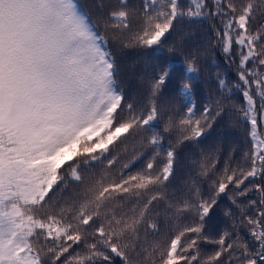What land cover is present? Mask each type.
<instances>
[{"label":"snow or ice","instance_id":"obj_1","mask_svg":"<svg viewBox=\"0 0 264 264\" xmlns=\"http://www.w3.org/2000/svg\"><path fill=\"white\" fill-rule=\"evenodd\" d=\"M96 7L103 31L78 0H0V264H264V0ZM196 20L209 23L231 83L216 73L219 95L198 109L192 55L172 90L182 111L163 91L171 65L126 93L109 34L155 54ZM226 108L247 125L244 147L219 171L202 156L179 178L180 146ZM229 193L230 222L216 231L212 213Z\"/></svg>","mask_w":264,"mask_h":264},{"label":"trees","instance_id":"obj_2","mask_svg":"<svg viewBox=\"0 0 264 264\" xmlns=\"http://www.w3.org/2000/svg\"><path fill=\"white\" fill-rule=\"evenodd\" d=\"M78 2L92 16L93 21L101 24V31H103L96 7L98 0H78ZM109 2L115 3L116 0H109ZM130 2H135V0H130ZM109 40L120 67L118 79L121 81V87L129 95H137L143 91L141 76L154 74L171 65V79L163 91L169 102L182 111L183 102L179 95L172 90L182 82L184 66L192 55L198 57L197 66L200 69L199 78L192 82L193 99L196 101L198 109L202 108L210 98L214 99L219 95L215 82L216 73L229 74L230 83L234 79V76L231 75L232 70L225 63L224 56L218 49L212 47L213 35L207 21L196 20L191 24L185 22L179 25L176 31L167 36L161 50L155 54H152L151 50L122 49L118 43L111 40V34H109ZM233 100L243 103L238 94L233 97ZM162 124L163 121H161V131ZM246 128L247 125L238 122L236 114L226 108L213 122L212 127L206 129L198 143L186 142L180 146L178 149L180 169L178 177L187 179L189 174L194 176L196 165L193 162L199 161L202 156L212 157L217 161L216 170L222 169L225 162L228 161L232 149L244 147ZM173 138L174 134L166 136L165 146L167 141ZM127 145L126 155L131 157L134 144L129 140ZM135 147L138 148L139 145H135ZM122 155H124L123 152ZM235 157L239 158V152L235 153ZM144 163L145 158H141L132 171L141 168ZM75 187L76 185H73V188ZM229 196L230 193L222 194L218 206L212 213L210 226L216 231L227 227L230 222V218L224 215V211L232 207ZM208 248L210 250L211 246L209 245Z\"/></svg>","mask_w":264,"mask_h":264}]
</instances>
